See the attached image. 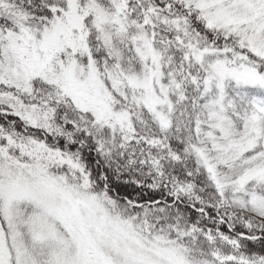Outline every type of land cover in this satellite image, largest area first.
Segmentation results:
<instances>
[{"label": "snow or ice", "instance_id": "6c2138e0", "mask_svg": "<svg viewBox=\"0 0 264 264\" xmlns=\"http://www.w3.org/2000/svg\"><path fill=\"white\" fill-rule=\"evenodd\" d=\"M0 264H264V0H0Z\"/></svg>", "mask_w": 264, "mask_h": 264}]
</instances>
